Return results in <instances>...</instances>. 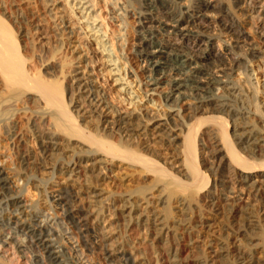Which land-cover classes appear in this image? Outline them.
I'll return each instance as SVG.
<instances>
[{"label":"bare ground","instance_id":"6f19581e","mask_svg":"<svg viewBox=\"0 0 264 264\" xmlns=\"http://www.w3.org/2000/svg\"><path fill=\"white\" fill-rule=\"evenodd\" d=\"M72 1L76 3L75 5L80 6L79 10L75 9L73 11L75 6L71 8L72 14L75 12L74 17H77V24L81 25L76 31L80 32L79 36H81V32H84L82 35L87 39V43H90L86 49L87 75L93 79L92 83H96L98 88L101 89L99 94L101 98L92 99L93 95L90 94L89 89L87 90L90 80L86 79V75L83 73H77L75 76L79 78L70 80L65 88V93L69 94L67 103H65L66 101L64 102L65 94L63 96V84L66 80H63L64 82L61 81L62 83L60 82L64 77L62 76L63 73H60L63 70L58 71L57 67L52 66L53 79L44 80L40 76L37 77V74L32 76L31 70L28 67L26 68L28 61L21 58L22 56L19 54L20 46L19 41L16 39V32L14 33L9 26L10 24L7 25L8 23L5 22L6 19L12 21V18L11 16L6 17L4 11L7 9L4 10L3 6L5 2L0 1V143L6 142V145H12L18 157L17 162L19 161L20 167L18 169L20 171L26 173L31 168V160H33L31 154L25 149V135L20 130V121L31 114L34 115V113H28L26 107L30 103L36 104L39 102L41 106L37 104L39 111L35 113L40 115L39 117L43 121L51 123L55 132H53L54 134L52 133L53 136L56 134L61 140L87 147L91 152L95 151V153L103 157V162L109 167L114 168V165L119 164L123 170L134 169L136 171L135 168H141L137 173H143L145 170H152L155 173V179H153L154 182L152 184L162 185L160 193L165 195L161 199V204L166 205V215L164 214L165 217L158 218L154 216L153 219L154 222H157L156 224L160 222L159 226L161 225L163 229H168L167 224L172 213V200L177 198L180 193L184 194L189 191L193 185H204V183L209 182V176L202 178L203 175L201 176L199 172L200 164L197 161L195 135L198 134L196 132L199 130L198 127L202 128L206 125L204 128L210 129L213 127V129L215 128L216 131H219L216 127L220 126L221 144L226 141L225 147H227L231 156V166H233L240 183L252 188H255L256 185L264 184V124L259 127L257 124L258 120H256L258 118L264 123V96L262 102L259 98L260 94H264V84L260 83L259 79L256 84L253 83V74L248 75L247 73L248 65L253 64L254 61H262V59L264 61V0H217L216 3L213 0ZM52 3L55 4V1L53 0ZM105 9L108 10V13L104 17L102 12ZM83 19L86 22H82ZM91 36L97 38V40H91ZM103 38L106 40H103ZM92 42L100 46L102 52H97ZM107 44H109L108 47L106 46ZM109 48L117 49L116 56L118 61H115L114 57L109 55ZM104 52L110 59L105 63H112L114 67V70H110L107 73L118 76L115 82L121 83L119 84L120 86L127 84V78H132L129 86L131 88V85H136L139 90L136 93L138 99H142L140 95L142 93L145 97H152L150 101H157L161 106L164 103L165 106L166 103H171V106L168 104L170 109L178 107L182 94H184L185 100L192 101L188 108V110H191L188 114V116L190 115L189 122L185 121L179 125L180 132L185 134L183 147L186 160L188 161L186 163H189L187 170L190 171L184 180L165 169L160 164V157L155 158L153 157L154 155L152 157L146 155V153H150L147 150L148 143L146 144L144 141L145 143L141 142L143 145L133 144V138L147 136L151 132L155 136L152 141L155 144L164 146V137L168 138V132L170 131H165L157 123L158 117L149 118L144 112L141 113V108L135 106L132 101L126 99L121 101V99L115 98L113 93L117 90L112 89L108 85L104 70L101 68V59L98 57L100 53L103 55ZM171 54L176 56L184 55L187 58L185 63L186 72L183 78L180 72L172 75L173 71L170 72L168 70L170 65L168 59ZM162 60L167 63L166 68L159 65ZM117 62L119 63L117 64ZM236 70H241L243 75L246 76L249 85L248 91H244L240 85L230 80ZM114 71L117 73L111 74ZM58 73H60L61 79L58 77ZM126 76L127 78L125 79ZM172 78H176V80L172 81ZM221 78H226V82L221 81ZM123 81L126 83L122 84ZM74 85H77L75 89ZM153 86L156 88H152ZM215 89L221 92L220 96H209ZM75 90L80 93V99L87 104L91 116L86 117L82 113L85 109H82L83 105H78L80 103L73 99ZM130 90L133 89L131 88ZM117 92L131 95L126 88H122ZM164 92H167V94L164 97L165 102L162 103V94ZM156 95L159 97V101L153 99ZM121 102H127V105L124 106ZM127 106H133L134 108L132 111H128ZM136 112L140 113L135 114ZM162 113L160 118L165 117L166 123L169 124L171 122L170 116L165 115V110ZM180 113L181 111H178L177 116H180ZM200 114L201 117L206 114H210V116L198 117L199 119H197ZM195 119L197 121L193 126L190 121ZM230 120L234 123L232 135L227 132ZM92 121H97V123L95 124ZM149 125H151V128ZM196 126H198L197 130ZM176 127L177 125L172 127L171 131L173 132ZM213 129L207 133H210V135L208 134L209 138L216 142L220 138H218V133ZM45 136L43 137L44 140H50L48 134ZM44 143L45 146L40 145V148L42 149L41 153L46 155L49 150V143L45 141ZM144 145L146 147H143ZM73 166L75 167H68L64 164L59 165L57 169L58 178L62 177V180H65L67 185L74 181V177H77V181H80V185L82 184L83 186L78 190L76 196H85L86 200L92 197H100V194L96 195V193H99L96 192L98 190L93 189L91 186L94 183L93 180L98 179V174L100 175V173L97 174L99 168L96 164L88 169L81 167L78 162H74ZM32 169L35 168L32 167ZM216 172L221 177L218 176V181L214 183L215 191L219 189L220 185L223 188V185L227 184L225 182L227 176L224 175V171L220 170L219 167ZM112 173L115 174V171L113 170ZM130 174L132 173L130 172ZM101 176H99V179L105 182L106 178ZM121 180L124 179L121 178ZM143 190L138 192L141 195L139 197L143 196L145 201H147L148 199H146L145 191ZM190 196L186 195L185 198H181L182 196L180 199L178 198L177 203L181 214L182 212L188 214L192 209V204L188 201L191 198ZM210 196L213 199L215 197L214 194H210ZM98 204L96 205L98 210L94 213L96 224L101 222L103 216L100 202ZM136 204L131 201L130 197H119L112 202L111 208L114 209L113 213H115V216L121 214L122 217L133 220L139 211V207ZM147 205L149 206L150 203H147ZM90 208L87 207V209ZM237 208L236 203H227V212L230 216H238ZM80 217L82 218V216ZM137 219L146 226H149L148 224L151 221L149 217L142 216V213L137 216ZM186 221L188 222V220ZM177 224L179 227L185 228L183 233L186 236H190L192 228H196L192 227L189 222L188 227L182 223L177 222ZM200 224L205 226L206 223ZM262 226L264 227V225ZM177 229L179 228L177 227L175 230ZM100 234L103 242L107 243L110 240L108 238L109 231L104 229ZM195 241L198 240L196 239ZM42 242L44 243L43 238L39 240V243ZM216 245L217 251L222 255H226L229 252L230 244L226 239L220 240ZM212 246L213 244L209 245V247ZM7 247L8 250L6 251L7 253L11 252L10 256L12 257L7 259L0 257V264H29L28 253L23 247H14L13 242L10 240H8ZM161 249L162 253L155 258H158L157 261L155 260L156 264H209L207 258L203 256L201 259L189 260L185 256V250L182 246L177 249L164 246ZM234 253L238 264H252L254 261L252 257H248L237 249Z\"/></svg>","mask_w":264,"mask_h":264},{"label":"rangeland","instance_id":"374dc122","mask_svg":"<svg viewBox=\"0 0 264 264\" xmlns=\"http://www.w3.org/2000/svg\"><path fill=\"white\" fill-rule=\"evenodd\" d=\"M0 1L3 3L5 2L3 4L4 10H7L3 11L6 17L11 16L12 18L13 22L6 18L5 22L8 23H6L7 25L10 24L9 26L14 33L16 32V39L19 41L20 46L19 54L24 60L27 59L28 65L26 68L28 67L31 70L30 73L32 76L37 74V77L40 76L44 80L53 79L52 66L57 67L58 71L63 70L62 72L60 71V73H63L62 76L64 77L62 78L60 73H58V77L60 79L62 78L60 82L66 80V84L65 82L63 84V96L65 94L64 102L66 101L65 103H67L69 94L65 93L66 86H68L70 80L79 78L75 76L77 73H83L86 75L85 78L90 80V83L87 85V90L89 89L90 94L93 95L92 99L101 98L99 95L101 89L98 88L96 83H92L93 79L89 78L87 75L86 49L90 43L88 44L87 39L82 35L84 32H81V36H79L80 32L76 30H78V27L81 25L77 24V17H74L75 12H73V14L71 12L73 6H75L73 11L75 9L79 10V5H75L76 3L72 0H54L55 4L52 3L53 0ZM213 1L216 3L217 0ZM104 11L102 15L105 17L108 10L105 9ZM82 22H86V20L83 19ZM91 40L96 41L97 38L91 36ZM103 40L106 39L103 38ZM93 45L97 52H102L100 46H97L95 43ZM106 46L108 47L109 44ZM108 50L109 55H112V57H114L113 59L118 61L116 56L117 49L109 48ZM98 57L101 59V68L104 70L108 85L117 91L126 88L131 94L127 95L115 91L113 93V95L115 94V98L117 97L121 99V101L125 99L132 101V103H135V106L141 108V113L144 112L149 118L158 117L156 120L157 123H159L165 131H170L168 132L169 137H164V146L157 143L155 144V142L152 141L155 139V136H153L151 132L147 136L133 138V144L143 145L141 142L144 141L146 144L148 143L147 150H149L150 153H146V155H149V157L154 155L153 157L155 158L160 157V164H162L165 169L184 180L185 176H187V173H190V171L187 170L189 168V163H186L187 160L183 147L185 134L180 132L179 125L183 124L185 121L189 122L188 119L190 115L188 116V114L191 110H188V108L192 101L188 99L185 100L184 94H182L178 107L170 109L169 105L171 103H166V106L164 103L161 106L157 101L151 102L150 100L152 97H145L142 93H140L142 99H138L136 93L139 92V90L135 84L131 85L133 90H130L131 88L129 85L131 84L132 78H127L126 76L125 79L127 78V84L120 86L119 84L121 83L115 82L118 76L109 75L107 73L110 70H114V67L112 63H105L110 60L106 52H104L103 55L100 53ZM168 60L170 64L168 70L170 72L173 71L171 74L173 75L180 72L183 78L186 72L185 63L187 62V58L184 55L176 56L175 54H171ZM263 62V59L262 61H254L253 64L247 67V73L248 75L253 74L252 82L255 84L258 82V79L260 83L264 84ZM118 63L119 62H117V64ZM159 65L166 68L167 63L162 60ZM115 73L117 72L114 71L111 74ZM120 73L122 74V72ZM173 80L175 81L176 78H172V81ZM230 80L240 85L244 91H248L249 85L246 76L243 75L241 70L234 71ZM221 81L226 82V78H221ZM124 83L126 82L123 81L122 84ZM76 86L77 85H74V89ZM152 88L155 89L156 87L153 86ZM220 93L219 90L215 89L209 96L217 97L220 96ZM79 94L80 93L75 90L73 99L80 103L78 105H83L82 109H85L82 113H84L86 117H89L91 114L88 111L87 104L80 99ZM163 94L162 103L165 102L164 97L167 92ZM97 95L99 96L96 97ZM263 96L264 94H260L259 96L261 102L263 101ZM158 98L159 97L156 95L153 99L158 100ZM121 103H123L124 106L127 105V102ZM37 104L41 106L39 102L36 104L30 103L29 106L26 107V111L28 113H34V115L31 114L26 119L20 121V130L23 135H25L24 146L31 154L33 158L31 162L32 165H34H31V168L26 171V173H23L18 169L20 167L19 161L17 162L18 157L12 145L8 146L6 142L0 143V257L6 259L12 257L10 256L11 252L7 253L6 251L8 250V240H10L13 242L14 247H23L26 250L29 257V264H156L158 258H155L160 256L159 254L162 253L161 248L164 246L174 249L182 246L185 250L184 254L189 260L201 259L203 256L207 258L209 264H238L234 256V252H236L237 249L245 253L248 257H252L254 260L252 264H264V227L262 226L264 225V184L262 183L252 188L240 183L233 166H231V156L229 150L225 147L226 141H223L221 144L220 126L216 127L219 131H216L213 127L210 129L204 128L206 125L202 128L198 126L195 127L196 130L197 127L200 130H195L198 132V134L195 135L197 142L196 146L199 149L196 148L197 161L200 164L199 172L201 176L203 175L202 178L209 176V182L204 183V185H193L189 191L186 192L187 194L184 193L185 196H183V193H180L177 198H175L176 200H172V219L170 217L167 224L168 229H163L161 225L159 226L160 222L156 224L157 222H154L153 218L154 216H156V218L165 217L166 205L161 204V199L165 194L160 193V187L162 185L152 184L154 182L153 179H155V173L152 170V172L150 170H145L143 173H137L141 168H135L136 171H134V169H128L129 171L124 169V171L119 164L114 165V168L109 167L103 162V157L99 156L95 151L91 152L87 147L67 142L63 139L61 140L56 134L53 136L55 132L51 123L45 120L43 121L40 119V115H36L35 112L39 111V109H37V107L39 108ZM133 108V106H127L128 111H132ZM164 110L166 111L165 115L170 116L171 122L169 124L166 123L165 117L160 118ZM178 111H181L180 116H177ZM139 113L136 112L135 114ZM206 116H210V114L203 115V117H201L200 114L197 116V119ZM197 119L190 121V124L195 125ZM256 120H258V126L262 127L264 123L258 118H256ZM92 122L95 124L97 123V121ZM233 124V121L230 120L228 124L229 128H227V132H229L230 135H232L234 129ZM151 125H149L150 128ZM176 125L178 129L176 127L172 132V127ZM211 129L218 133V138H220L218 139L219 141L216 140L215 142V140L209 138L210 133L207 132H210ZM46 134L49 135L50 140L43 139V137H46ZM44 141L49 143V150L46 155H44L45 153H41L42 149L40 148L42 145L45 146ZM143 147H146V145ZM95 159L96 162H100L96 163ZM74 162H78L81 167H86L87 169L95 164L99 168L97 171V174L100 173V175L98 174V179L100 178L99 176L103 174L101 177L106 178L105 182L100 179H95L91 186L93 189L98 190L96 192L99 193H96V195L100 194V197H92L86 200L85 196H76L78 190L83 186L82 184L80 185V181H77V177H74V181L67 185L65 184V180H62V177L58 178L59 173L57 169L59 165L64 164L65 166L74 168ZM32 167L35 169H32ZM217 167H220V170L222 169L224 175L227 176L225 179L227 184L223 185V188L222 185H220L219 189L215 191L214 183L221 177L216 172V169H218ZM113 170L115 174L112 173ZM130 172L132 174H130ZM111 175H113L112 178L114 179L111 178ZM116 176L118 179L115 178ZM21 177L22 179H20ZM121 178L124 180H121ZM140 190L145 191V197L148 199L147 201H145L143 196L139 197L141 196L138 193ZM210 194H214L216 199L215 197L213 199ZM186 195H191V201H188L192 204V209L188 214H184L183 212L181 214L177 201L181 196V198H185ZM117 197H130L133 203H137L136 205L139 207L138 215L142 213V216L149 217L151 220L148 224L149 226L139 222L137 219L138 215L133 220L122 217L121 214L115 216V213H113L114 209L111 207L112 202L118 199ZM98 202L101 204L103 216L101 222L96 224L94 221V213L98 210L96 208ZM230 202L237 204V215L239 217H232L228 214L227 203ZM147 203H150V205L148 206ZM87 207L91 208L87 209ZM80 216H82V218ZM186 220H188L192 227H196L192 228L193 232L190 230V236H186L183 233L185 228H181L177 224V222L182 223L188 227V222ZM203 222L206 223L205 226L199 225V223ZM177 227L179 229L175 230ZM104 229L110 232V234H108L110 240L107 243L101 240L100 233ZM161 229L164 231H161ZM42 238L44 239V243H39V240ZM196 239L198 241H195ZM225 239L230 244L229 252L226 253V255H222L217 251L218 248L216 243ZM210 244H213V246L209 247ZM44 247H46V249H44Z\"/></svg>","mask_w":264,"mask_h":264}]
</instances>
